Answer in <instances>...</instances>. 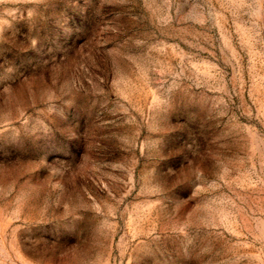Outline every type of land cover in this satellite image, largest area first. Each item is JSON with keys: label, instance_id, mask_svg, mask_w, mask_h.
<instances>
[{"label": "rangeland", "instance_id": "374dc122", "mask_svg": "<svg viewBox=\"0 0 264 264\" xmlns=\"http://www.w3.org/2000/svg\"><path fill=\"white\" fill-rule=\"evenodd\" d=\"M0 264H264V0H0Z\"/></svg>", "mask_w": 264, "mask_h": 264}]
</instances>
